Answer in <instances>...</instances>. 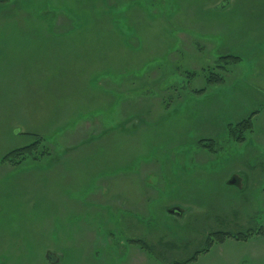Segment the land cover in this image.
Instances as JSON below:
<instances>
[{
    "label": "rangeland",
    "instance_id": "1",
    "mask_svg": "<svg viewBox=\"0 0 264 264\" xmlns=\"http://www.w3.org/2000/svg\"><path fill=\"white\" fill-rule=\"evenodd\" d=\"M227 2H0V264H174L264 231V0ZM33 135L49 154L1 161ZM217 244L186 264H264V232Z\"/></svg>",
    "mask_w": 264,
    "mask_h": 264
},
{
    "label": "trees",
    "instance_id": "2",
    "mask_svg": "<svg viewBox=\"0 0 264 264\" xmlns=\"http://www.w3.org/2000/svg\"><path fill=\"white\" fill-rule=\"evenodd\" d=\"M5 0H0V2H4ZM219 59L223 60H229V61H235L236 58L235 56H232L230 54H224V56H219ZM202 72L204 74L207 72L206 76V81L211 82V81H216V80H221L222 75H219L217 73H209L205 68L202 69ZM187 75H196V71H186ZM199 73V72H198ZM255 112L250 113L249 117L244 118L242 120H239L237 123L233 124H228V134L233 137V139H236L238 142L243 141L244 139V132L250 131L252 129V115H254ZM34 139L31 143L22 145L21 147H15L12 148L9 152H7L5 155L1 157V161L3 163H8L9 165L13 166H19L22 164V162L27 159H37L40 156H45L47 153H50L49 147H47V143H45L44 139L41 136L38 135H33ZM264 232L261 229H246L243 232H228L224 230L220 231H212L209 233V235L206 237L204 243L206 244L205 248H201L196 250L193 255L188 258L186 261L182 262H176L174 264H186L188 261H192L196 259V255L200 252H205L209 250V247L212 246L213 242L216 243H221L223 242L226 238H234L236 240H241L244 241L245 239L249 238L250 236L254 235L255 233H262ZM135 243H139L142 240H130ZM141 244V243H140Z\"/></svg>",
    "mask_w": 264,
    "mask_h": 264
},
{
    "label": "water",
    "instance_id": "3",
    "mask_svg": "<svg viewBox=\"0 0 264 264\" xmlns=\"http://www.w3.org/2000/svg\"><path fill=\"white\" fill-rule=\"evenodd\" d=\"M237 182L236 180V176H232L231 178H229V180L227 181V184H235ZM170 214H173V213H176V214H179L180 211H179V208L178 207H173L172 209H168L167 210ZM49 258L51 259L52 257L54 258L55 255H53L50 251H49ZM54 261V260H53Z\"/></svg>",
    "mask_w": 264,
    "mask_h": 264
},
{
    "label": "crops",
    "instance_id": "4",
    "mask_svg": "<svg viewBox=\"0 0 264 264\" xmlns=\"http://www.w3.org/2000/svg\"><path fill=\"white\" fill-rule=\"evenodd\" d=\"M226 5H228V2H227V0L225 1V0H222V3L219 5V6H216V7H218V8H222V7H225ZM29 127H31V126H29ZM22 127H20L19 129H21ZM26 128H28L27 126H26ZM236 175H238V174H236V173H232V175L231 176H236ZM224 242H225V240L223 241V242H221V243H218L217 245H221V244H224ZM51 252V251H50ZM52 253V252H51ZM53 254V253H52ZM199 254V253H198ZM54 255V254H53ZM197 257H198V255H196ZM197 257H196V259H194V260H197Z\"/></svg>",
    "mask_w": 264,
    "mask_h": 264
},
{
    "label": "flooded vegetation",
    "instance_id": "5",
    "mask_svg": "<svg viewBox=\"0 0 264 264\" xmlns=\"http://www.w3.org/2000/svg\"><path fill=\"white\" fill-rule=\"evenodd\" d=\"M236 180H237V182H239L237 177H236Z\"/></svg>",
    "mask_w": 264,
    "mask_h": 264
}]
</instances>
